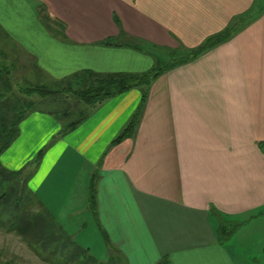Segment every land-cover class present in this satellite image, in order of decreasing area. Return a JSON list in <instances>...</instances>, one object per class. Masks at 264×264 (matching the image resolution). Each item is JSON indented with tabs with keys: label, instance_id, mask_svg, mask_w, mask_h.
I'll list each match as a JSON object with an SVG mask.
<instances>
[{
	"label": "crops",
	"instance_id": "0c3cea01",
	"mask_svg": "<svg viewBox=\"0 0 264 264\" xmlns=\"http://www.w3.org/2000/svg\"><path fill=\"white\" fill-rule=\"evenodd\" d=\"M229 28L154 79L142 107L131 89L62 136V118L36 109L1 153L96 261L264 264V0H0L13 92L31 85L17 75L148 73ZM139 107L134 134L112 146ZM223 223L239 225L220 241Z\"/></svg>",
	"mask_w": 264,
	"mask_h": 264
},
{
	"label": "trees",
	"instance_id": "16d2710c",
	"mask_svg": "<svg viewBox=\"0 0 264 264\" xmlns=\"http://www.w3.org/2000/svg\"><path fill=\"white\" fill-rule=\"evenodd\" d=\"M232 29L229 28L219 34L207 38L197 49L187 52L185 55L172 57L163 64L160 60L155 62L154 68L144 74H97L90 71H84L62 80L56 81L51 86L58 88L52 89L50 86H25L18 92H13L11 78L8 71H0V155L5 151L18 135L19 123L33 110H36V103L33 96L40 98L51 97L60 105V110L50 112L62 120L77 113V118L69 123L64 122L59 136L73 130L83 122L94 109L100 106L106 100L129 91L131 89H140L142 107L147 97L148 87L151 82L161 75L164 71L180 65L188 60L194 59L213 47L225 42L232 35ZM108 42L107 44H109ZM112 43V42H111ZM69 94V96H68ZM71 95V96H70ZM69 98L75 101L74 109H70L67 103ZM83 104L84 109H77L78 104ZM140 107L132 116L127 125L113 140L112 146L119 144L122 140L131 137L134 132L140 116ZM42 155V153L40 154ZM37 158V162L40 159ZM0 191L12 179H17L22 183L26 190L27 179L20 181L21 172H9L0 165ZM30 193V192H29ZM32 196V194L30 193ZM33 197V196H32ZM0 208L7 211L4 194L1 196ZM34 199V197H33ZM36 202V200L34 199ZM89 201L91 209H94V183L91 180L89 189ZM38 210L29 209L27 214L25 210L19 215L14 214L15 221L9 226V231H17L19 234L30 238L29 241L33 249L42 257V260L53 264H103L96 261L86 250L77 246L70 237L55 223L52 217L42 208L41 204L36 202ZM18 204L14 207L17 209ZM18 210V209H17ZM20 210V209H19ZM6 217V215H5ZM13 221V220H12ZM0 222L4 223L3 218ZM236 223H223L218 228V237L220 241L228 239L238 228ZM110 262L109 264H113Z\"/></svg>",
	"mask_w": 264,
	"mask_h": 264
},
{
	"label": "rangeland",
	"instance_id": "374dc122",
	"mask_svg": "<svg viewBox=\"0 0 264 264\" xmlns=\"http://www.w3.org/2000/svg\"><path fill=\"white\" fill-rule=\"evenodd\" d=\"M15 82L20 86H25V83L28 84L30 82V86H35L36 84V86H50L52 89L58 88L56 86H51L53 82L49 78L42 76L40 73L33 75L30 79L25 76L17 75L15 76ZM33 98L37 102L36 109L38 111L50 113L63 108H58L60 105L51 97L40 98L35 95ZM67 103L69 104L68 107H70V109L75 108L73 106H75L76 103L73 98H69ZM76 107L77 109H84L83 104H78ZM76 118L77 113H73L70 117L64 119L63 121L69 123L74 121ZM24 179L27 178L22 174L20 181ZM2 189L4 190L0 191V195L2 196L4 194L6 199L4 203L8 206L6 212L4 210L2 211L0 208V220L3 218L4 221V223L0 222V264H53L49 261L47 262L42 260V257L33 249V246H31L29 241L30 238H26L17 231H9L11 229L9 226L16 219L14 214L19 215L23 210H25L26 214L29 209L38 210L37 203L34 201L33 197L26 190L25 186L17 179L10 180ZM2 200L3 199L0 198V202H2ZM15 203L18 204V210L13 208Z\"/></svg>",
	"mask_w": 264,
	"mask_h": 264
}]
</instances>
